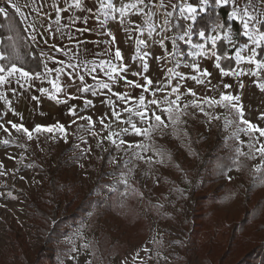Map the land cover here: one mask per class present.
Wrapping results in <instances>:
<instances>
[{"label":"rangeland","instance_id":"1","mask_svg":"<svg viewBox=\"0 0 264 264\" xmlns=\"http://www.w3.org/2000/svg\"><path fill=\"white\" fill-rule=\"evenodd\" d=\"M185 35L168 37L170 60L159 54L158 45H150L147 77L153 83L146 93L143 77L127 70L117 80L101 81L109 83L111 91L100 88L99 81L92 87L97 95L85 92L74 105V116L63 110L53 118L45 115V120L26 118L31 139L0 119V264H203V245L209 240L219 243L217 247L228 242L227 224L235 219L247 182L238 166L221 171L213 162L229 153L259 170L264 154L258 149L264 146V136L242 121L264 129V100H251L248 92L239 104L222 101L228 88L202 92L207 83L191 92L186 89L191 71L198 67L183 59L178 44ZM197 53L199 61L207 60ZM189 55L192 60L193 52ZM215 76L204 73L198 78L208 79L211 87ZM127 80L142 87L129 86ZM114 93L127 98L121 100ZM153 99L157 105L149 103ZM174 100L176 104H171ZM169 107L171 119L163 111ZM138 112H147L148 118L142 120ZM153 112L161 115L163 125L152 118ZM81 116L91 117L92 123ZM57 122L65 125L64 132L34 131L36 125ZM132 124L145 131L137 135ZM52 172L58 177L57 191L50 184ZM63 181L65 186L59 188ZM120 183L129 189L126 217L104 203ZM50 209L57 217L71 214L73 219L47 243L44 223L54 215ZM126 220L135 223L136 234ZM100 236L105 256L98 250ZM244 243L243 248L250 241ZM42 247L49 258L40 257ZM217 247L211 253L215 261L224 254V248ZM240 250L234 247L225 254L227 260H237L243 254Z\"/></svg>","mask_w":264,"mask_h":264},{"label":"crops","instance_id":"2","mask_svg":"<svg viewBox=\"0 0 264 264\" xmlns=\"http://www.w3.org/2000/svg\"><path fill=\"white\" fill-rule=\"evenodd\" d=\"M13 3L19 6L21 10L19 13H16L15 9L6 3V0H0V6L5 7L7 11V16L0 14V67L5 68L0 75L5 76L7 81L0 84V97H2L0 99V119H4L6 124H10L9 121H11L25 125L26 118L45 120V115V117L53 118L56 114L58 116L63 114V110L68 111L69 107H73L79 99L83 98L82 95L85 92L77 93L75 85L82 87L84 83H87L94 87L102 80H117L121 74L119 65L122 63L131 66L127 67L130 73H139L134 76H149V73L144 71L143 64L151 59L150 45H158L159 54H165L170 60L173 56L168 37H179L186 33L183 41L178 44L179 49L188 65L192 63L193 67H198L191 71L194 75L189 78L196 77L199 80V74H216L213 86L209 87V80L206 78L200 79L201 83L192 79L186 89H197L200 85L207 83L203 85L202 92L205 90L216 92L219 87L224 88L223 85L228 83L230 85L229 95L239 97L235 100L238 104L244 93L248 92L251 100L259 98L264 100V88L261 87L264 85V0H227V3L219 5L216 0H88L86 6L92 9L91 12L75 8V0H67V2L55 0L56 6L67 9L61 13L59 25L56 23V15L53 14V0H13ZM69 5L72 6L70 9ZM189 5L196 11L189 12ZM159 6L166 8L164 17H161L158 11ZM38 8L41 9L39 13L36 11ZM219 9L225 11L224 15ZM75 16H79L80 19L73 24L70 18ZM85 16L91 18L86 27L92 30L87 33L80 31V28L85 27L83 23ZM193 16L195 20L192 19ZM245 23H247V28L244 27ZM32 24H35L38 29L49 30L46 36L49 45L55 43L67 51H54L43 42L37 48L31 39L35 31L30 27ZM67 24H70L71 28L65 27ZM57 27L60 29L59 32H56ZM201 31L205 32L204 37L199 36ZM216 36H219V39L214 47L210 37ZM77 40L87 41V43H83L81 47L77 44ZM189 40L193 45H188ZM219 40L224 42V50L221 54L217 48ZM25 42H29L32 46V51H29L30 58L32 55L38 58L41 73L44 71L39 59L41 50L45 53L50 52V57L55 58L43 60V63L48 64L50 68L59 67L61 60L65 64L71 62L81 65L78 72L85 76V81L80 82L77 79L72 88L56 94L60 100L67 99L68 95L75 96V99L69 100L67 104H57L47 95L41 96L36 90V86H43L48 88L49 92H53L48 80L56 79L54 73L43 82L29 81V84L35 85L31 88L28 85L21 88L16 83L15 77L7 76V68L13 64L30 71L32 75L37 71L30 70L37 66L28 59L24 50ZM194 45L197 46L194 47ZM198 45H203V48ZM117 50L121 51L120 60L115 59ZM8 51L17 54L23 61L22 64L7 60ZM188 51L193 52L192 60L191 56H188ZM198 51L201 52L202 57L208 56L207 60L199 61ZM213 51L226 63L227 67H223L220 59V67L234 73L233 75L223 76L220 68L215 67L217 60L211 55ZM21 53L24 55L23 58ZM225 53L227 58H225ZM109 60L116 65V73L111 72L107 63ZM101 61L105 62L103 68H101ZM92 69L95 71L93 72ZM164 69L167 70L166 64ZM106 72L110 74L111 79L109 75H105ZM181 72L183 73L182 70ZM66 81V76L59 81L62 88ZM175 84L173 83V86ZM33 95L40 97L39 102L31 99Z\"/></svg>","mask_w":264,"mask_h":264},{"label":"trees","instance_id":"3","mask_svg":"<svg viewBox=\"0 0 264 264\" xmlns=\"http://www.w3.org/2000/svg\"><path fill=\"white\" fill-rule=\"evenodd\" d=\"M220 10L222 12V15H224L225 11L219 9V11ZM194 28L196 29V26ZM223 47H224V42L222 40H219L217 43V48L220 54L224 50ZM21 49H23V47ZM32 49L33 48L29 42L24 43V50L28 56V59L32 61V64L37 66L35 68H31L30 70L40 71L41 69L39 68L40 66H39L38 58H36L34 55H32L31 56L32 58H30L29 51H32ZM7 57H8L7 60L10 59V61L11 60L16 61L18 64H22L23 62L21 59H19L17 54L11 51L7 52ZM21 57L22 58L24 57L22 53H21ZM221 62H223L222 63L223 67H227L226 63L223 61V58L221 59ZM213 163L221 171H224L227 168L238 166L241 169V171H243V175H245L247 185L242 191L243 193V196L241 198L242 201L235 212L236 213L234 215L235 219L233 221H228L229 223L227 224V226L230 228V230L228 231V238H227L228 242L224 246L222 245L218 246L219 248L220 247L222 249L224 248V254L221 255L217 261H215L216 257L211 253L212 250H214V248L217 247L216 244L219 243H215L209 240V242L206 243V245H203L204 247L201 245V247L204 248V249L202 248L203 249L202 251L204 252L202 254L203 264H264V156L262 157L261 160L262 164L259 170H253L252 168L250 169V163L247 160H235L233 159L232 155L231 156L229 155V153H226V155L216 156V160ZM56 178H57V182H56ZM50 184L52 186V189L57 191L58 177L54 175V172H52L51 174ZM62 186L63 187L65 186L64 181L61 182V186H59V188H61ZM116 190L113 189L109 191L110 199L104 203L106 207H109L110 205H112L113 208L117 207L119 211L123 213V216L126 217L128 211H126L123 208L130 207L129 203L131 201L129 200V196L127 195L129 194L128 192L129 189H125L124 185L122 186L120 183L117 186ZM125 194L128 197L126 198L123 197ZM218 199H220L221 201V196ZM101 202L102 201H99V203ZM117 202L120 204L119 206ZM53 211H54L53 209H50L51 214ZM55 214L56 213H54L50 222L48 221L49 219H46L45 220L46 222L44 223V227L48 229L46 234H44L45 235L44 240L47 243L53 241L56 237H58L62 233V226L64 223H66L68 220L73 219V217L72 218L70 217L71 214L69 215L63 214L58 217ZM127 223L128 226L132 227L133 229L132 231L134 232V234H136V232L134 231L135 223L133 221H127ZM250 226L254 228L252 229L250 228ZM191 234L194 235V230ZM100 237L101 239L97 238L99 241L98 250L102 256H105L103 254L106 249L103 241L104 236H100ZM241 237L242 238L245 237V239L243 240L244 242L250 241L249 245H247L245 248H243V244L245 243L243 241L239 242L240 241L239 238ZM234 247H239L241 249L240 251L243 252V254H241L239 258L235 261L227 260L226 255L229 254ZM39 251L41 258H45V259L49 258V252L45 247H42L41 250Z\"/></svg>","mask_w":264,"mask_h":264},{"label":"snow or ice","instance_id":"4","mask_svg":"<svg viewBox=\"0 0 264 264\" xmlns=\"http://www.w3.org/2000/svg\"><path fill=\"white\" fill-rule=\"evenodd\" d=\"M65 2H67V0H65ZM6 3L10 4L11 7L15 9L16 13H19L21 11L19 6H17L15 3H13V0H6ZM216 3L218 5L222 4V3H227V0H216ZM87 4H88V0H75V8H77V9H81L82 8L84 12H91L92 9L90 7H87L86 6ZM71 7L72 6L69 5V9ZM133 7H134V5H133ZM36 11L39 13L41 11V9L38 8V9H36ZM65 11H67V9H64L63 7H60V6H56L55 0H53V14H55L56 17H57V20H56L57 25H59L60 18H61V13L65 12ZM188 11L189 12H195L196 10L189 5ZM201 11H203V9H201ZM0 14H3L5 16H7V11H6L5 7L0 6ZM45 15H48V14L45 13ZM233 15H235V13H233ZM77 19H80V17L79 16H75L73 18H70V20L72 21L73 24L75 23V21ZM90 19L91 18L87 17V16H85L83 18V23H84L85 27L80 28L81 32L87 33L88 31L92 30V29L86 27V25L89 24ZM192 19L195 20V16H193ZM30 27L35 30L34 34L31 36V39H32V41L34 42V44L36 45L37 48H39L41 42H43L44 45H47L50 49H52L54 51H57V52H61V51H65L66 52L67 51L65 48H63L62 46H57V44H55V43L49 45V41L46 38L47 32L49 30L38 29L35 24L30 25ZM65 27L71 28V25L67 24V25H65ZM244 27L247 28V23H245ZM59 31H60V29L57 27L56 28V32H59ZM61 35H63V34H61ZM245 35H247L246 32H245ZM199 36L200 37H204L205 36V32L201 31L199 33ZM180 39H183V37H181ZM210 39L212 40V44L215 47L216 41L219 39V36L210 37ZM76 42H77V44L81 45V47L83 46V43H87V41H80V40H77ZM161 43H163V41H161ZM187 43L191 44V40L187 41ZM196 46L197 45H194V47H196ZM198 47L203 48V45H198ZM109 52H110V50H109ZM253 52L255 53V49H253ZM211 55L216 57L217 63L215 65V67L220 68L221 74L223 76H230V75L234 74L232 72L225 71L223 68L220 67L219 60L221 58L219 56H216L215 51H213L211 53ZM48 58L55 59L54 57H50V52L49 53H45L43 50H41L40 53H39V59L41 60V63H42L43 69H44L43 73H41L39 71H36L35 74L32 75V74H30V71L25 70L23 67H17L15 64H13L10 68H7V76L8 77H15L16 83L19 84L21 88H24L25 85H28V87L31 88V87H33L35 85L34 84H29V81L39 80V81L43 82L45 79L48 78L49 75L54 73L56 79L55 80H48V83L51 84V87L54 90L53 92H49V89L45 88L43 86H36V90L41 94V96L47 95L49 97V99L55 101L57 104H67L69 100L75 99L76 97L73 96V95H68L67 99L60 100V99H58L56 94L57 93H61L63 91H66L69 88H72L75 85V81L77 79L80 82H84L85 81V76L82 75V74H79V72H78V68L81 65L73 64L71 62L65 64L61 60V61H59V63H60L59 67L50 68L48 66V64L43 63V60H46ZM225 58H227V54L226 53H225ZM115 59L116 60H120L121 59V51L120 50H117L115 52ZM107 63H108V66L111 68V72L112 73H116L117 72L116 65L112 64L111 60H109ZM104 64H105V62L101 61V68L104 67ZM148 68H149L148 63H144L143 64V69H144L145 72L148 71ZM66 69H70V71H66ZM4 71H5V68L4 67H0V72H4ZM92 71L94 72L95 69H92ZM120 71L121 72H126L127 69L124 66H121L120 67ZM17 74H19V75L17 76ZM137 74H139V73L138 72H133V75H137ZM205 74H207V73H205ZM105 75H109V78L111 79V76H110L109 73L106 72ZM63 76L67 77V81L65 83L64 88H62L60 86V83H59V81L61 80V78ZM94 79H95V77H94ZM143 79L145 81V83L143 85V88H144V91L147 92V91H149L148 86L152 85L153 81L151 79H149L147 76H144ZM192 79L197 80L196 77H192ZM6 82L7 81H6L5 76L0 75V84L6 83ZM201 82L202 81L197 80V83H201ZM126 83H127V85L132 86V87L137 88V89L142 87V85L139 84V83L134 84L132 80H127ZM75 87H76V92L77 93L91 92L93 96L97 95V91L95 89H93L87 83H84L82 87L79 86V85H75ZM223 87L225 89H227V88L230 87V85L228 83H225L223 85ZM261 87L264 88V85H261ZM100 88L109 89L111 91L109 83L101 82L100 83ZM177 88H178V86H177ZM177 88H173L172 91L176 92ZM189 91L191 92L192 90L189 89ZM192 94L195 95V93H192ZM114 95H117L118 98L121 99V100H124V99L127 98V94L120 95L118 93H114ZM0 99H2V97H0ZM31 99L33 101L39 102L40 97L36 96V95H33L31 97ZM139 99H140L141 105H143L145 97L143 95H141L139 97ZM178 99H179V97L177 96V100ZM220 99L222 101L231 102L233 100H238L239 97H233L232 95H223L222 94L220 96ZM204 102L209 103V105L214 103V101H210V100H205ZM86 103L90 104L91 101H86ZM149 103L152 104V105H157L158 101L153 99V100H150ZM170 103L171 104H176V101L174 100V101H171ZM196 106H199V105H196ZM234 107H235V105H234ZM163 111L167 112L169 114V118L171 119V113H172L171 107L163 109ZM201 111H203V108H201ZM68 115L69 116L76 115V111H75L74 106L68 108ZM112 115L118 117L119 113L113 112ZM137 115H139L142 120L148 118V113L147 112H138ZM205 115H207V113H205ZM152 118H154V120L156 122H158L159 124H161V125L164 124V121L162 120L161 115H157L155 112H153L152 113ZM79 119H82V120L86 119L89 124L92 123V118L91 117L81 116V117H79ZM9 123L11 124V127L13 129H16L17 131H21L22 130L23 132L28 133V138L29 139L32 138L31 137V132L29 131V128L25 127L22 123L17 124V123H12L11 121H9ZM72 123H75V121H72ZM102 123H103V121H102ZM242 123L248 125L249 130L255 129L256 131L259 132V134L261 136H264V129L257 128L256 125H252L247 120H243ZM55 129H59L60 132H64L65 131V125L62 124V123H59V122H57V124H55L53 126L36 125L34 131H36L37 133H39L41 131H46L48 133H52ZM132 129L137 135H139V134H141L142 132L145 131V130L137 127L135 124H132ZM5 130H7V129H5ZM123 131L127 132L128 130L127 129H123ZM5 143H7V141H5ZM121 143H124V142L121 141ZM258 151H260L262 154H264V146H262L260 149H258Z\"/></svg>","mask_w":264,"mask_h":264},{"label":"built area","instance_id":"5","mask_svg":"<svg viewBox=\"0 0 264 264\" xmlns=\"http://www.w3.org/2000/svg\"><path fill=\"white\" fill-rule=\"evenodd\" d=\"M165 10H166L165 6H159V7H158V11H159V13L161 14V17H164V15H165Z\"/></svg>","mask_w":264,"mask_h":264}]
</instances>
